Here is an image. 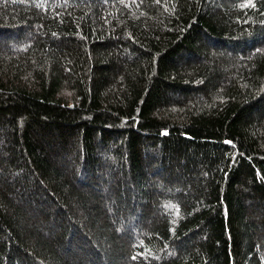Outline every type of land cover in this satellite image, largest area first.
I'll use <instances>...</instances> for the list:
<instances>
[{
    "label": "trees",
    "instance_id": "1",
    "mask_svg": "<svg viewBox=\"0 0 264 264\" xmlns=\"http://www.w3.org/2000/svg\"><path fill=\"white\" fill-rule=\"evenodd\" d=\"M245 3L0 0V264H264Z\"/></svg>",
    "mask_w": 264,
    "mask_h": 264
},
{
    "label": "snow or ice",
    "instance_id": "2",
    "mask_svg": "<svg viewBox=\"0 0 264 264\" xmlns=\"http://www.w3.org/2000/svg\"><path fill=\"white\" fill-rule=\"evenodd\" d=\"M244 6H252V7H254L255 5L253 3V0H246V3H245ZM165 134H167V133H165ZM228 143H232V142L228 141ZM133 259H135V257H133Z\"/></svg>",
    "mask_w": 264,
    "mask_h": 264
}]
</instances>
